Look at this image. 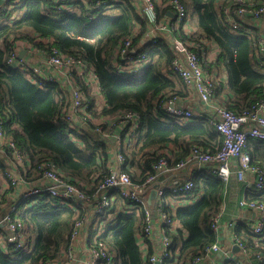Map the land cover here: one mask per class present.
<instances>
[{
    "label": "trees",
    "instance_id": "obj_1",
    "mask_svg": "<svg viewBox=\"0 0 264 264\" xmlns=\"http://www.w3.org/2000/svg\"><path fill=\"white\" fill-rule=\"evenodd\" d=\"M87 1L88 5L80 0L74 1L72 11H68L58 9L51 0H24L21 6L0 20V107L10 116L5 127L7 136L23 151L27 180L40 178L39 164L50 160L67 179L82 184V188L92 194L95 192L92 187L95 175L100 180L108 174L110 155L104 142H96L95 125L91 124L83 135H77L80 138L77 142L70 138L63 125L56 122L70 100L68 92L60 91L55 84L39 88L30 82L25 72L6 64V58L17 41L46 47L37 40L47 38L62 52L84 59L99 77L101 93L106 100V105L97 113L93 112L94 103L91 101V113L95 118L113 116L122 111L140 115L137 142L126 152L128 165L133 169L129 172L134 180L141 181L153 174V165L163 157L178 163L188 157L194 146L210 151L220 147L223 137L208 119L181 122L166 117L160 110L161 104L169 98L187 94V88L173 70L170 41L159 38L155 45L144 43L143 48L150 53L151 62L140 78L117 74L114 60L120 45L128 38L133 40L134 46L141 44L149 27L147 17L140 13L134 0H104L99 7H96L97 0ZM153 1L158 24L162 18H167L170 8L163 6L167 0ZM232 1L184 0L188 8L187 20L198 15V31L187 35L182 30L181 33L200 46L206 40L218 45L217 65L227 75L218 92L225 91V107L240 112L264 101L263 35L257 28L252 27L247 34L228 23L224 9L230 6L234 10ZM165 149L170 150V157L162 153ZM245 150L250 154L251 163L263 169L264 140L249 138ZM8 166V160L0 158V218L7 214L15 191L14 187H5L1 181V178L4 181ZM192 179L194 187L190 194L197 198L192 204L173 207L168 203L167 194L154 203L162 205L181 224L176 230L165 225L176 248L165 264H189L194 256L204 254L218 240L212 222L221 211L227 183L209 170H197ZM249 191L251 196L247 202L264 201V193L254 189ZM16 204L15 216L24 224L26 245L15 255L8 253L11 249V245L6 244L9 232L2 227L0 264L57 262L69 245L76 220L87 212L83 208H66L60 200L49 196L19 198ZM126 206H133V203L116 193L112 207L98 220V226L103 225L105 230L98 234L101 228H97L91 236L98 235L107 243L115 253V264H147L136 240L144 222L143 213L137 214L136 210L128 213L123 209ZM113 214L116 218L111 221ZM242 225L235 229V235L245 244L253 259L261 257L251 264H264V236H255ZM151 252L149 250L148 254Z\"/></svg>",
    "mask_w": 264,
    "mask_h": 264
},
{
    "label": "built area",
    "instance_id": "obj_2",
    "mask_svg": "<svg viewBox=\"0 0 264 264\" xmlns=\"http://www.w3.org/2000/svg\"><path fill=\"white\" fill-rule=\"evenodd\" d=\"M60 10L72 11V5L76 0H51ZM117 1V0H114ZM137 2H140L139 5ZM24 0H5L4 6L0 4V20L10 14L13 9L21 6ZM102 3H105L102 0ZM100 2L97 6H100ZM134 4L141 9L150 24L156 23V5L153 0H134ZM235 9L230 6L224 9L228 23L234 29H241L249 33L250 28L256 27L264 17V0H233ZM173 12L174 21L161 22L157 28H151L145 34L142 42L158 43L160 31L171 29L175 34L170 39L171 51L174 55L173 70L178 74L184 86L195 92L199 100L207 107L213 109L214 115L208 116L206 112L197 113L189 106L177 105L178 96L169 98L160 106V110L168 118L177 119L181 122L202 121L209 119L223 137V143L214 151L204 150L194 146L187 158L173 163L163 157L153 165L154 173L148 175L144 180H134L129 172L126 152L137 142L140 127V115L133 111H122L113 116L95 118L91 113L92 94L96 95L103 107L106 105L101 98V87L99 77L87 62L81 57L62 52L53 41L47 38L38 39L46 47H41L24 42H15L6 58L9 67L20 69L25 72L31 83L39 88H45L48 84H55L62 92L70 94V100L63 107L56 122L63 125L73 141L80 142L77 135H83L89 131L91 124L95 125L97 141L108 146L110 155L107 166L108 174L99 180L95 175L92 187L95 192L87 193L82 184L67 179L60 173L57 166L50 160L42 161L38 170L41 177L35 181L27 180L28 170L23 151L17 143L5 132V127L10 121L8 112L3 113L0 107V158H6L9 166L4 171V183L6 187L17 188L23 185L20 198L40 199L49 196L61 201V204L69 209L87 210L86 215L76 220L69 237V245L62 257L57 262L49 264H115V253L107 243L91 234L100 228L98 220L105 211L112 207L116 199V193L133 203V208H126L128 213H143L144 222L137 233V243L143 251L147 264H165L176 250L171 238L166 233L165 225L172 230L181 227V224L169 215L162 205L149 203L151 192L156 189V200H162L166 189L158 182V178L167 173L180 170H189L193 163L207 166L210 172L223 180L230 179L233 170L232 161L237 160L236 176L246 180L247 174L255 175V178L247 186L256 192L264 193V170L251 163L250 154L245 150L249 138L264 140V101L254 103L250 108L235 112L227 107L215 103L218 81L208 73L203 65V59L197 49L200 44L191 42L180 31L182 25L188 18V8L184 0H167L163 4ZM138 7V9H139ZM14 17V14L12 15ZM264 51V47L261 46ZM39 53L44 55L38 63H33L21 52ZM151 62L150 53L145 49H139L133 45V40L126 39L116 52L114 60L117 74L121 77L137 79L145 71ZM264 62H261V65ZM105 99V98H104ZM99 104L96 105V108ZM100 106V107H101ZM102 109V108H101ZM100 109V110H101ZM114 145V149L112 146ZM19 167L22 170H19ZM194 187L192 178L180 180L172 188L173 195L179 199H187L191 196L190 191ZM13 203L6 215L0 218V230L4 227L8 232L6 244L11 245L8 253L15 255L26 245L24 224L20 218L15 216L17 211L14 193L11 196ZM241 206L248 207L258 214L256 222L251 225L250 232L255 235L264 236V201L242 200ZM219 217L215 216L212 229L219 236ZM104 228V227H103ZM101 230L98 234L103 232ZM1 240V239H0ZM153 240V250L148 254L146 244ZM235 241L244 254L250 255L245 244L235 235ZM146 246H145V245ZM221 250L218 241L205 250L204 254L194 256L189 264H202L207 255ZM260 260L261 257L257 256ZM65 259V261L63 260Z\"/></svg>",
    "mask_w": 264,
    "mask_h": 264
},
{
    "label": "crops",
    "instance_id": "obj_3",
    "mask_svg": "<svg viewBox=\"0 0 264 264\" xmlns=\"http://www.w3.org/2000/svg\"><path fill=\"white\" fill-rule=\"evenodd\" d=\"M80 1L84 5H88L89 3V1L87 0H80ZM99 2L103 4L102 0H97L96 7H99L97 6ZM4 3H5V0H0L1 5L4 6ZM137 3L139 5L140 2H137ZM139 11L141 13L140 7H139ZM173 21H174V15H173V12L170 10L168 11L167 18H162L158 24H160L161 22L172 23ZM197 21H198V15H196V17H193L190 20H186L185 23L182 25L179 32L183 30L185 34L187 35L191 33H196L198 31L196 27ZM148 23H149V27H148L147 33L150 31L152 27L155 28L156 30L158 24L154 23L152 25L150 24L149 20H148ZM253 28H257L258 31L262 33L263 41L261 40V45L262 47H264V17L258 23H256V27H253ZM174 34L175 32H173L171 29H168L167 31H160L159 34L157 30L156 35L158 36V39L160 38L163 41L169 42ZM17 42L22 43V41H17ZM140 43L141 44L137 45L136 47H138L139 49H144L143 48L144 42L141 41ZM197 52H199V54L201 55L203 59V65L204 63L206 64L204 65V67L208 69V73L213 75L218 81V86H217V91H216L217 95L215 96L214 102L225 106L227 103L225 91L218 92V87L221 82H224L226 80L227 75L224 69L220 68V66L218 67L217 65V57L220 53V49L218 45L212 40H206L205 43L202 46H200V48L197 49ZM24 55H26V57L29 58L33 63H38L39 59H41V57L44 54L42 52H39V53H29V52L26 53L25 52ZM186 92L187 94L185 96H182V95L181 97L178 96L177 105L182 106V107L189 106L192 109H194L197 113L204 111L210 117L214 115L213 109L211 107L205 106L199 100L195 92H192L189 89H186ZM100 94L102 95L101 98L103 97V101L105 102L103 94L102 93ZM100 106L101 105L99 104V106L97 107L98 110L102 108V106L101 107ZM112 148L114 149V145L112 146ZM169 149L163 150L162 153L170 157ZM236 164H237V160H233L231 164L233 173L230 179L226 181L227 187H226V191L224 194L223 203L221 206V211L219 213L220 228H219V236H218L217 241L219 243L221 250L207 255V258L205 259V261L202 262V264H225L227 262L228 264H230L231 262L235 264H251V262L255 260H259L257 257L256 258L254 257L253 259V256L251 253L250 255L244 254L235 241V232H236L235 229L238 228L239 225H242V224H243L242 226H245L250 229L251 225H253L258 218L257 212H255L254 210L248 207L240 205V202L242 200H247L251 196L249 189H252V188L248 187L247 185L253 181V179L255 178V175L247 174L246 180L241 181L234 172V170L236 169ZM197 170H209L210 171V169L207 166H203V165L200 166L197 163H193V166H191V168L187 171L183 169L180 171L167 173L165 175H162L161 178L160 177L158 178L159 184L167 190L166 194L168 195L167 197L169 199L168 203L170 202V204L173 207H177L178 205L182 203L192 204L194 201H196L197 198H193L192 196H190L192 198H190L189 200L183 201L182 199H179L177 196L174 197L173 193L172 192L170 193L169 191H172V188L175 185H177V183L180 180L188 179L189 177L193 178V175ZM131 171H133V169ZM3 184L6 187L4 181H3ZM23 188L24 187L21 184L17 188H15L14 198L19 199L21 197V192ZM153 202L156 203L157 200L153 199ZM126 208H133V206H126L123 209H126ZM120 210L121 209H118V211ZM115 218H116V215L113 214L111 216V221H113ZM99 227L101 228V230H105V228H103L104 227L103 225ZM137 238L138 236L136 235V240ZM153 243L155 242L151 240L146 244L147 246L144 244L146 246L147 251L153 250Z\"/></svg>",
    "mask_w": 264,
    "mask_h": 264
},
{
    "label": "rangeland",
    "instance_id": "obj_4",
    "mask_svg": "<svg viewBox=\"0 0 264 264\" xmlns=\"http://www.w3.org/2000/svg\"><path fill=\"white\" fill-rule=\"evenodd\" d=\"M14 16H15V14H14ZM195 17H196V15H195ZM204 65H206V64L204 63ZM189 94H190V93H189ZM192 96H193V95H192ZM90 98H91V100H92L93 103H94L93 112H94V113H97L98 108H96V105H97V104H100L99 102H100L101 100H99L98 97H97L96 95H94V94H92V95L90 96ZM4 180H5V179H4ZM1 181L3 182L2 178H1ZM63 260L65 261V259H63Z\"/></svg>",
    "mask_w": 264,
    "mask_h": 264
},
{
    "label": "water",
    "instance_id": "obj_5",
    "mask_svg": "<svg viewBox=\"0 0 264 264\" xmlns=\"http://www.w3.org/2000/svg\"><path fill=\"white\" fill-rule=\"evenodd\" d=\"M24 53H25V51H22V52H21V56H23ZM156 194H157V190L154 189V190L151 192V195H150V197H149V203H151V202L153 201V199L156 198ZM237 248H238V247H237Z\"/></svg>",
    "mask_w": 264,
    "mask_h": 264
}]
</instances>
